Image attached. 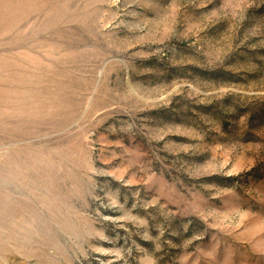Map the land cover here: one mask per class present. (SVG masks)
Wrapping results in <instances>:
<instances>
[{
	"label": "rangeland",
	"instance_id": "rangeland-1",
	"mask_svg": "<svg viewBox=\"0 0 264 264\" xmlns=\"http://www.w3.org/2000/svg\"><path fill=\"white\" fill-rule=\"evenodd\" d=\"M0 264H264V0H0Z\"/></svg>",
	"mask_w": 264,
	"mask_h": 264
}]
</instances>
